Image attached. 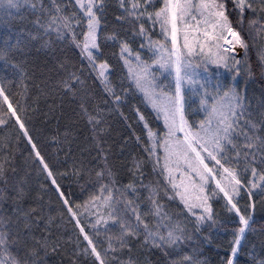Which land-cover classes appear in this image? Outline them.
I'll return each mask as SVG.
<instances>
[{
	"label": "trees",
	"instance_id": "obj_1",
	"mask_svg": "<svg viewBox=\"0 0 264 264\" xmlns=\"http://www.w3.org/2000/svg\"><path fill=\"white\" fill-rule=\"evenodd\" d=\"M135 2L126 0L122 7L120 0H104L102 11L97 13L100 18L97 43L100 47L95 51L98 59L95 60L97 67L93 69L81 47H77L78 43L82 45L87 29L75 0H56L63 9L62 13H56L53 0H13V4L0 0V53H3L0 56V88L40 153L38 158L0 96V121H3L0 123V159L7 160L0 190L6 197V214L15 206L25 212L35 210L33 216L39 223L33 226L31 237H47L49 241L47 250H40L39 258L43 264H100L81 228L92 239L104 264H186L185 257H191L197 264H227L240 233L239 216L230 210L231 206L215 188L213 180L205 186L204 193L190 187L186 194L209 197L213 221L198 224L196 216L177 195V192L184 193L183 187L173 189L168 174L162 173L165 164L163 148L157 147L154 155L145 151L164 137L167 128L163 115L136 86L134 73L137 64L143 62L150 66L157 93L174 96L175 81L174 68L161 69L154 63L160 56L154 42L159 41L171 48L170 36L166 37L160 24H153L147 15L138 20L137 14L143 9L133 11ZM225 5L226 14L236 28L233 5L230 0H225ZM255 6L259 8L258 4ZM162 7L164 0H150L147 11L154 13ZM74 14V34L71 30L49 26L52 16ZM248 15L241 34L254 47L248 58L235 57L241 61L238 74L231 61L229 67H224L204 63V59L197 55L189 58L198 81L197 84L184 81L186 120L193 131L199 129L201 122L207 121L205 108L213 101L219 107L225 100V93H239L246 97L251 119L257 123L262 119L264 33L255 35L248 28ZM258 15L264 17V12ZM141 23L147 30L144 35L139 34ZM124 42L128 44V53L121 52ZM180 44H183L182 36ZM137 54L141 58L139 62ZM163 55L167 58V53ZM100 63L108 65L105 69L107 88L104 78L98 76ZM72 73L79 77V82L71 80L74 87L69 88L64 82ZM116 96L120 97L118 101ZM149 130L156 134L155 141L149 139ZM257 134L264 137V128ZM176 135L182 139L179 132ZM237 141L242 143L243 138L238 137ZM227 155L232 161L226 166L235 169L242 185L238 193L233 194V203L241 215L251 218L253 214L235 264H260L264 260V180L260 179V175H264V164L259 163V157L255 164H245L242 157L237 162L231 151ZM41 157L55 183L49 179L39 160ZM205 162L214 168L215 173L219 167L215 161L206 159ZM169 167L177 185L182 178L186 185L193 181L199 183V178L183 161L178 167L176 158L172 157ZM252 167L257 169L255 177ZM105 169H109L111 175L98 177L97 173ZM216 178L220 179V176ZM253 183L256 187H252ZM130 184L132 188L128 187ZM102 185L109 186L113 205L124 212L126 219L136 224L135 208L143 221L134 235L124 236V246L115 239L121 229L110 219L108 205L104 204L103 198L92 199L102 197ZM18 190H22L19 197ZM213 190L216 195H212ZM59 192L68 201L72 213H76L77 222L66 209ZM152 193H156L155 199L162 206L163 219L150 214L152 205L148 197ZM128 201L133 203L125 209ZM85 204H88L87 210ZM194 211L196 215L202 213V209ZM97 220L101 223L97 224ZM144 224L154 233L158 231L165 236L169 225H179L185 231L175 245L160 241L159 236L146 242ZM19 230L23 231L22 223ZM12 231H17L15 217ZM33 248L32 238L26 242L22 239L10 252L24 258Z\"/></svg>",
	"mask_w": 264,
	"mask_h": 264
},
{
	"label": "snow or ice",
	"instance_id": "obj_2",
	"mask_svg": "<svg viewBox=\"0 0 264 264\" xmlns=\"http://www.w3.org/2000/svg\"><path fill=\"white\" fill-rule=\"evenodd\" d=\"M9 4H13V0H8ZM233 5V12L236 14L237 19L235 24L236 28L233 27V21L229 19V15L225 11V0H164V7L160 8L154 13L147 11V6L150 5V0H136L132 4L133 11L143 9L137 14V19H141L147 15V18L153 22V24L159 23L162 33L171 39V48H168L165 44L159 41L154 42V47L160 52L158 59L154 60V63L159 65L161 69H173L175 73V94L174 96H168L166 93H157L155 91L156 85H154V76L150 70V66L147 63L140 62L137 64L134 78L137 88H139L145 95V97L151 102L153 108L158 113L163 115L164 126L167 128V132L164 137L160 138L159 142H154L151 147L146 148L145 151L149 155H154L157 147L163 148L165 156V164L162 169V173L168 174L169 183L173 189L177 187H183L184 193L177 192V195L181 196V200L185 204V207L196 216L197 223L212 222L213 215L210 205L208 204L209 197L207 195H196L194 197L186 195L189 192V188L198 189L199 193L205 192V186L210 180L215 181V188L220 193L224 194L227 199V203L231 205L230 210H234L239 216L240 224L243 225L239 229L240 234L245 233L246 229L250 225V217L240 215V209L235 203H233V194L238 193L241 185V180L238 178L235 169L226 166L232 161V157H229L227 153L231 151L239 162L242 157L245 164H255L259 157V163L264 164V137L259 136L257 133L261 128H264V113H262V119L257 123L252 120V113L249 111L250 106H246V97H242L239 93L229 95L225 93V100L221 102L220 106L217 107L215 102L205 110L208 112V119L206 122H201L199 129L196 131L192 130V126L189 125L185 119L183 105L181 103V87L182 83L187 80L189 83H194L193 74L188 71L192 67V61L189 59L194 55L204 57V63H213L216 65H223L229 67L231 61L237 74L240 71L241 61L235 59L233 55L236 51L237 46L244 49L247 52L249 45L241 34L244 31V23L247 16L248 28L255 34L260 35L264 33V17L258 15V13L264 12V0H230ZM55 4L56 13H62L63 9L60 8L56 0H53ZM104 0H75V5L79 7L82 13L81 19L86 20V33H84V40L82 45L77 44V47H81L82 54H86L89 64L93 69L97 67L95 60L98 57L95 55V51L99 49L97 43V30L100 24V18L97 15L103 9ZM126 0H120V4L123 7ZM259 5L257 8L255 5ZM15 6V5H13ZM127 10V9H126ZM132 15V13H129ZM74 15H55L48 21L49 26H56L57 28H63L64 30L72 29V21L75 19ZM37 23H40L37 20ZM201 25L203 27L201 28ZM43 26V25H41ZM170 29V31H169ZM146 29L143 23L140 24L139 34H146ZM200 33L203 40L199 36L192 35V33ZM182 36L183 44H179V39ZM191 37V38H190ZM229 37H231L229 39ZM115 39V37H111ZM221 41L223 43H221ZM211 45V47H209ZM143 47V45H141ZM208 47V52H205ZM216 49L212 52L211 48ZM129 47L126 42L121 44V52L128 53ZM164 53H167V58L164 57ZM3 53H0L2 56ZM139 54L136 55V60L140 61ZM261 61L264 62V56H261ZM125 63L130 65L128 60ZM199 65H197L198 67ZM108 65L106 63L99 64L98 76L104 78L105 87L107 88V78L105 69ZM250 71V69H249ZM262 73H264V66H262ZM151 77V78H150ZM75 79L79 82V77L75 73H72L68 81H65V85L69 88L74 87L70 83L71 80ZM111 91V89H109ZM4 95L3 88H0V96ZM7 100V96H4ZM120 99L116 96V100ZM206 103V101H205ZM11 107V105H9ZM16 115L15 112L12 113ZM18 119V118H17ZM143 119V117H141ZM243 121V124L241 123ZM3 121H0L2 123ZM97 123H99L97 121ZM20 127L23 129L24 125L21 123ZM183 133V138L177 137V133ZM25 135L27 132L25 131ZM149 139L155 141L156 134L151 130L148 132ZM238 137L243 138V142L237 141ZM35 148V145H33ZM206 153L205 157L201 153ZM36 156L40 157V153L37 151ZM176 158V164L179 167L180 161H183L191 173L199 178V183L194 181L190 185L184 184L183 178L181 179L180 185L173 182L174 177L172 176V169L169 167L171 158ZM41 163L43 158L41 157ZM215 161V165L219 166L214 173V168L208 166L205 160ZM159 157H157V162ZM6 159H0V180L4 179L6 170ZM47 164H44V169L47 170ZM139 167V163L136 164ZM247 171V169H245ZM253 177L257 173V169L252 167L251 169ZM226 174V175H225ZM51 176V172L48 173ZM105 175L110 176L111 172L109 169H105L103 172L97 173V176L103 178ZM217 175L220 179H217ZM260 179L264 180V175H260ZM191 180V177H189ZM222 181H227L224 183ZM6 182V181H5ZM53 183L55 181L53 180ZM132 188V185H128ZM252 187H256L253 183ZM135 191V189H133ZM101 196L93 197V201L103 198L104 204L108 205L109 217L114 223L119 224L121 229L120 235L115 237L119 241L121 246H124V236L134 235L139 225L143 223L141 216L133 209L135 215L136 224H133L129 219L125 218V214L122 210L117 209L112 201L113 196L109 191L108 185H102ZM103 193H108L106 196ZM216 191L213 190L212 195H216ZM22 195V190H18L17 196ZM63 196V193H60ZM156 193H152L148 199L152 205L150 214L157 217L164 218L162 214V206L158 200L155 199ZM6 197L3 190H0V264H43L40 257V250H47L49 241L47 237H41L36 239L31 237L32 228L34 225L38 226V219L33 216V212L23 211L20 207L15 206L7 212L4 208V201ZM68 203L67 200L64 201ZM118 203V201H117ZM132 201H128L125 204V209L132 205ZM79 207V206H78ZM85 210L88 209V204L84 205ZM195 209H202V213L196 215ZM71 212V208H69ZM72 215L75 217L76 213ZM13 217H15V227L17 231L13 232ZM23 224V231L19 230L20 224ZM97 224L101 223L97 220ZM107 224V221H104ZM169 230L167 235H162L158 231L153 232L148 228L147 224H144L145 230V241L150 239L154 240L155 236H159L160 241L168 244L175 245L178 241H181L184 235V229L179 225L168 226ZM81 228V232H83ZM28 238L33 239L34 248L33 250L26 253L24 258L13 256L10 249L16 246L23 239L25 242ZM84 239L88 241L91 247V252L96 256L97 260L104 264L101 260L100 253L97 252L96 247L93 245L92 239L88 235L84 236ZM110 240L112 237L109 238ZM241 240L237 237L234 241L236 246H239ZM154 246L160 247L154 243ZM111 247V244H110ZM54 250V249H53ZM87 251V249L85 250ZM238 253V247L232 248V257L227 260V264H234V258ZM186 264H197L191 257H185ZM260 264H264V260L260 261Z\"/></svg>",
	"mask_w": 264,
	"mask_h": 264
},
{
	"label": "bare ground",
	"instance_id": "obj_3",
	"mask_svg": "<svg viewBox=\"0 0 264 264\" xmlns=\"http://www.w3.org/2000/svg\"><path fill=\"white\" fill-rule=\"evenodd\" d=\"M230 38H231V37H229V39H230ZM178 42H179V41H178ZM249 50H250V46H249L247 52H245L244 49H241V48H239V47L237 46L236 51H235V54H238V55H240V56H246L247 53H249ZM3 101H4L5 105H6V107L9 108V102H8L7 100H6V101L3 100ZM181 103H182V105H183V110H184L183 84H182V87H181ZM11 115H12V114H11ZM12 116H13V115H12ZM184 116H185V111H184ZM13 118H14V120H15V122H16L17 125H18L19 123H21V121H20V119H19V117H18L17 114H16L15 116H13ZM17 118H18V119H17ZM24 135H25V134H24ZM25 137L27 138L29 144L31 145V147H32V149H33V151H34V153H35V155H36L37 150H36V148H33V143H32V141H31V139L29 138L28 135H25ZM38 158H39V157H38ZM39 160L41 161V159H39ZM45 171H46V173H47V175H48V173H49L48 170H45ZM48 177H49V179H50L51 181L53 180V179L51 178V176L48 175ZM55 187H56V185H55ZM56 189H57V187H56ZM57 190H58V189H57ZM59 196H60V199L62 200L63 204L65 205L66 209L69 211V208H70L69 203H67V204L64 203V201L66 200V198H65L64 196H61V195H60V192H59ZM69 213L72 215V211H71V212L69 211ZM242 227H243V225H242ZM247 229H248V228H247ZM247 229H246L245 233H243L242 235H241V234L239 235V238H240V240H241V243H242L243 238H244V236H245V234H246V232H247ZM241 243H240V245H241ZM240 245H239V246H236V247H238V251H239ZM237 254H238V253H237ZM236 257H237V255H236ZM236 257L234 258V261H235ZM231 258H233V257L231 256Z\"/></svg>",
	"mask_w": 264,
	"mask_h": 264
},
{
	"label": "rangeland",
	"instance_id": "obj_4",
	"mask_svg": "<svg viewBox=\"0 0 264 264\" xmlns=\"http://www.w3.org/2000/svg\"><path fill=\"white\" fill-rule=\"evenodd\" d=\"M201 26H203V25H201ZM197 36H201V34L200 33H198V32H196L195 33ZM200 39L201 40H203V38L202 37H200ZM221 43H223V42H221ZM209 47H211V45H209ZM206 49L208 50V47H206ZM211 50H212V52H214V50H215V48L214 47H212L211 48ZM250 50H249V53H247V55L246 56H248V55H250ZM235 57H244V56H240V55H238V54H233ZM198 57H200L201 59H204V57H201V56H199V55H197ZM189 72H191L192 74H193V79H194V83H192V84H197V78H195V76H194V72H192V69L190 68L189 69ZM180 134H181V136H182V138H183V133H181V132H179ZM206 163V162H205Z\"/></svg>",
	"mask_w": 264,
	"mask_h": 264
},
{
	"label": "water",
	"instance_id": "obj_5",
	"mask_svg": "<svg viewBox=\"0 0 264 264\" xmlns=\"http://www.w3.org/2000/svg\"><path fill=\"white\" fill-rule=\"evenodd\" d=\"M19 125V127H20V124H18ZM21 128V127H20ZM22 129V128H21ZM23 131V130H22ZM223 194V193H222ZM224 195V194H223ZM251 221H252V217H251V219H250V224H251ZM250 226V225H249ZM248 229H249V227H248ZM248 229H247V232H248ZM247 232H246V234H247ZM246 234H245V236H244V238H243V241H242V243H241V245H240V248H239V251H238V255H239V252H240V249H241V247H242V245H243V242H244V239H245V237H246ZM238 255H237V257H238ZM237 257H236V259H237ZM236 259H235V261H234V264H235V262H236Z\"/></svg>",
	"mask_w": 264,
	"mask_h": 264
},
{
	"label": "crops",
	"instance_id": "obj_6",
	"mask_svg": "<svg viewBox=\"0 0 264 264\" xmlns=\"http://www.w3.org/2000/svg\"><path fill=\"white\" fill-rule=\"evenodd\" d=\"M250 46V51L252 50V45L251 44H248Z\"/></svg>",
	"mask_w": 264,
	"mask_h": 264
}]
</instances>
